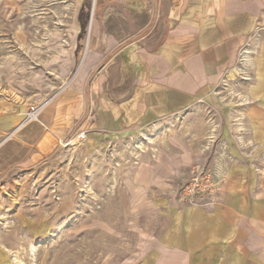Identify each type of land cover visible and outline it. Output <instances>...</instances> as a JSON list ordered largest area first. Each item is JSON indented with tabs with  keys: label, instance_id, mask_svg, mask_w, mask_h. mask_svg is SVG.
I'll use <instances>...</instances> for the list:
<instances>
[{
	"label": "crops",
	"instance_id": "0c3cea01",
	"mask_svg": "<svg viewBox=\"0 0 264 264\" xmlns=\"http://www.w3.org/2000/svg\"><path fill=\"white\" fill-rule=\"evenodd\" d=\"M19 1L0 0V186L80 137L127 144L130 264H264V0H64L49 45L61 33L73 79L37 122ZM198 164L222 180L208 206L176 194Z\"/></svg>",
	"mask_w": 264,
	"mask_h": 264
},
{
	"label": "rangeland",
	"instance_id": "374dc122",
	"mask_svg": "<svg viewBox=\"0 0 264 264\" xmlns=\"http://www.w3.org/2000/svg\"><path fill=\"white\" fill-rule=\"evenodd\" d=\"M95 0H86L89 11ZM26 47L10 46L29 59L32 75L24 102L38 110L71 83L62 73L66 43L58 26L73 23L64 0H23ZM72 14V16H71ZM89 20V19H88ZM71 33V30L69 29ZM71 36V35H70ZM17 49V50H16ZM64 72V71H63ZM40 75V76H39ZM39 116L37 120L38 121ZM127 144L61 148L46 161L16 173L0 186V260L7 264H130L139 248V227L124 184Z\"/></svg>",
	"mask_w": 264,
	"mask_h": 264
},
{
	"label": "built area",
	"instance_id": "2783aa9c",
	"mask_svg": "<svg viewBox=\"0 0 264 264\" xmlns=\"http://www.w3.org/2000/svg\"><path fill=\"white\" fill-rule=\"evenodd\" d=\"M26 117L29 120L38 119V110L31 104L28 105ZM221 187L222 180L214 171L207 164H198L190 171L176 194L185 204L208 206Z\"/></svg>",
	"mask_w": 264,
	"mask_h": 264
}]
</instances>
